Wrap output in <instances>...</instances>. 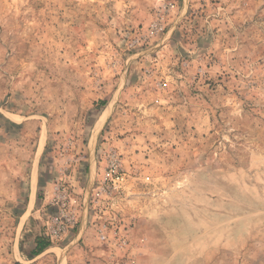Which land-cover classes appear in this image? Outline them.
I'll return each instance as SVG.
<instances>
[{"label": "rangeland", "instance_id": "374dc122", "mask_svg": "<svg viewBox=\"0 0 264 264\" xmlns=\"http://www.w3.org/2000/svg\"><path fill=\"white\" fill-rule=\"evenodd\" d=\"M0 264H264V0H0Z\"/></svg>", "mask_w": 264, "mask_h": 264}, {"label": "trees", "instance_id": "16d2710c", "mask_svg": "<svg viewBox=\"0 0 264 264\" xmlns=\"http://www.w3.org/2000/svg\"><path fill=\"white\" fill-rule=\"evenodd\" d=\"M50 247L49 243H45L44 241H39L37 243V254L36 255H40L42 254L44 251H46L48 248Z\"/></svg>", "mask_w": 264, "mask_h": 264}, {"label": "bare ground", "instance_id": "6f19581e", "mask_svg": "<svg viewBox=\"0 0 264 264\" xmlns=\"http://www.w3.org/2000/svg\"><path fill=\"white\" fill-rule=\"evenodd\" d=\"M109 111H106V113L103 115V117H101V122L99 123V125L95 128V131H94V138L95 136L98 134L99 130L101 129V125L103 124V122L106 120V118L108 117V114H109ZM94 138H93V142H94Z\"/></svg>", "mask_w": 264, "mask_h": 264}, {"label": "built area", "instance_id": "2783aa9c", "mask_svg": "<svg viewBox=\"0 0 264 264\" xmlns=\"http://www.w3.org/2000/svg\"><path fill=\"white\" fill-rule=\"evenodd\" d=\"M114 173H116V171L114 172ZM117 177H118V175H117ZM116 177V178H117ZM117 179H119V178H117ZM56 221L55 222H57V221H59L58 219H55ZM61 232V227H59L58 229H54L53 231H52V235H57L58 233H60Z\"/></svg>", "mask_w": 264, "mask_h": 264}]
</instances>
